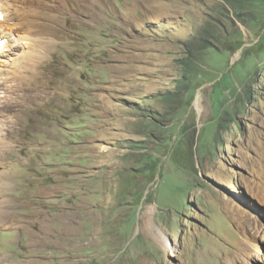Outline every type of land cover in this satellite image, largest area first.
Instances as JSON below:
<instances>
[{"label":"rangeland","instance_id":"obj_1","mask_svg":"<svg viewBox=\"0 0 264 264\" xmlns=\"http://www.w3.org/2000/svg\"><path fill=\"white\" fill-rule=\"evenodd\" d=\"M0 4V264H264V0Z\"/></svg>","mask_w":264,"mask_h":264},{"label":"bare ground","instance_id":"obj_2","mask_svg":"<svg viewBox=\"0 0 264 264\" xmlns=\"http://www.w3.org/2000/svg\"><path fill=\"white\" fill-rule=\"evenodd\" d=\"M57 1V0H56ZM60 1V0H59ZM61 1H63V0H61ZM1 5V4H0ZM1 7H2V5H1ZM1 9V8H0ZM6 15V16H5ZM4 16H3V18H2V12H0V24H1V22H3L5 19L6 20H8V22H9V19H7V13L5 14ZM6 17V18H5ZM18 18L20 17V15L18 14V16H17ZM5 18V19H4ZM13 18H15V17H13ZM5 20V21H6ZM10 20H12V19H10ZM4 21V22H5ZM50 22L51 21H49L47 18H45L44 17V15H42V21H41V24H40V29H41V33H46L47 31H44V30H47L49 27H51L50 26ZM13 24V23H12ZM15 24V23H14ZM54 24V23H53ZM7 26V25H6ZM9 28H12V25H9ZM51 29H53V28H51ZM42 31H44V32H42ZM49 33H50V31H48V33L47 34H45L46 36L47 35H49ZM54 33V31L52 32V34ZM52 34H50V35H52ZM45 35H44V37H45ZM54 35V34H53ZM2 37V38H1ZM4 36H2V35H0V38H1V40H4V38H3ZM6 41V40H5ZM5 43V42H4ZM41 43V42H40ZM0 45H2V46H0V47H4L3 46V44H0ZM5 45V44H4ZM40 45V44H39ZM7 46V45H6ZM40 48H41V50L43 51V50H45V44L43 45V44H41L40 45ZM4 49V48H3ZM1 48H0V52H1ZM3 51V50H2ZM40 54V53H39ZM32 58H34V57H32ZM35 59V58H34ZM34 61V60H33ZM36 62V61H35ZM39 62V61H38ZM39 64V63H38ZM30 66V65H29ZM28 66V67H29ZM40 66V65H39ZM39 68V67H38ZM41 69V68H40ZM27 70L29 71V68H27ZM33 70V69H32ZM35 73L36 72H34V73H32L31 75H30V82H32L31 84L32 85H34V84H36V82L35 81H39L38 79L39 78H41L40 77V74H38V75H35ZM28 74V73H27ZM30 84V83H29ZM37 85V84H36ZM29 87V86H28ZM30 87H31V85H30ZM34 87V86H33ZM32 87V88H33ZM26 88H27V86H26ZM27 90V89H26ZM31 90V89H30ZM28 92V91H27ZM31 92H33V91H31ZM28 93H30V92H28ZM32 94V93H31ZM29 95V94H28ZM151 210L149 209L148 211H145L144 212V216L142 217V219H143V223H142V228L144 229V231L150 236V237H152L162 248H164L166 251H169V252H172L173 253V251H174V247H173V245L171 244V241H170V239H169V237L163 232V231H158L157 230V226H154L153 225V223L150 221V218H149V212H150ZM241 250H242V248H241ZM243 251H245V249L243 250ZM244 253V252H243ZM236 262V261H235ZM231 263V262H230ZM232 264V263H231Z\"/></svg>","mask_w":264,"mask_h":264},{"label":"clouds","instance_id":"obj_3","mask_svg":"<svg viewBox=\"0 0 264 264\" xmlns=\"http://www.w3.org/2000/svg\"><path fill=\"white\" fill-rule=\"evenodd\" d=\"M3 52V51H2ZM3 53L0 54V60H1V57H2Z\"/></svg>","mask_w":264,"mask_h":264}]
</instances>
